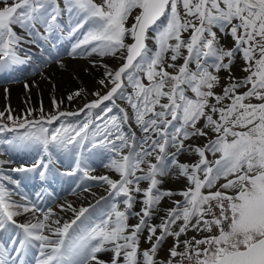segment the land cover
Here are the masks:
<instances>
[{
    "label": "snow or ice",
    "instance_id": "1",
    "mask_svg": "<svg viewBox=\"0 0 264 264\" xmlns=\"http://www.w3.org/2000/svg\"><path fill=\"white\" fill-rule=\"evenodd\" d=\"M65 56L122 63L48 110H0V264H264V0H0L6 83L27 68L55 89ZM10 151L33 158L6 169ZM57 176L79 203L21 192Z\"/></svg>",
    "mask_w": 264,
    "mask_h": 264
},
{
    "label": "bare ground",
    "instance_id": "2",
    "mask_svg": "<svg viewBox=\"0 0 264 264\" xmlns=\"http://www.w3.org/2000/svg\"><path fill=\"white\" fill-rule=\"evenodd\" d=\"M25 48L28 50L38 52L36 46L25 45ZM105 60L107 61V59ZM64 63H65L64 69H58L55 65H52L48 69V72L52 77V83L55 84L56 86L55 89H53L51 84H49L47 81L41 80L38 75H35L33 77H28L25 80L28 81L29 84H31L32 81H35L36 84L39 85L38 87L33 86L31 88L30 93H26L23 87L25 80L20 82H15L9 85L10 95H8L7 99H5L4 88L6 86L0 85V108L3 109L6 104H10L12 108L15 110V112L18 113V112H22L25 108L29 106L36 108L40 105L41 102H43L45 109L48 110L50 106V97L53 95L56 96L57 99L64 98L69 92L74 91L77 88H82L81 87L82 84L88 85L90 92V84L94 82L95 77L97 76L98 65L96 67H93L89 65L90 63L89 60L87 59H81V58L73 59L67 56H65L64 58ZM117 67L118 66H116V68ZM85 69H87V71H85ZM87 98L89 99L90 96ZM82 103L83 100H79L71 104L65 101L64 106L66 108H77ZM12 152L11 151L8 152V155L11 157L12 160H17V159L20 160L21 158L24 157L31 158L30 156L31 153L26 151H17L18 156H15ZM102 171L106 172V169H103ZM12 175L17 176L18 178V174L13 173ZM109 175L113 176V178H117L116 174L114 173ZM23 185L24 183L22 181V186ZM39 188L40 185H38V190ZM92 191L96 194L97 197L102 196L103 193L105 192L104 188L98 185H94ZM88 199L91 200L92 198H90L89 196ZM65 200L71 201L73 202V204H77L80 202L79 198L76 195H72L70 192L65 195H60L58 197V201L56 202H63ZM161 207L164 208L162 204ZM27 219H30V217L21 216L18 218L20 222H25Z\"/></svg>",
    "mask_w": 264,
    "mask_h": 264
},
{
    "label": "rangeland",
    "instance_id": "3",
    "mask_svg": "<svg viewBox=\"0 0 264 264\" xmlns=\"http://www.w3.org/2000/svg\"><path fill=\"white\" fill-rule=\"evenodd\" d=\"M133 15H135V13L133 14ZM132 23V20L130 19L129 20V24H131ZM221 43H223L224 45H229V46H231L232 45V43H230V42H228L227 41V39H224V38H222L221 39ZM109 58H111L112 59V61L110 62V63H106L108 66H109V68H113L114 69V65H116L117 63H120V62H122L121 60H119V59H117V58H113V57H111V56H109ZM109 58H105V59H107V61L105 60V59H102V61H101V58H99L100 60L98 61L99 63L97 64L98 65V71H97V76L100 74V72L101 71H103V73H104V71H105V69H99V64H101V62H109ZM182 62V61H181ZM239 63H241L239 60H238V64ZM116 66H119V65H116ZM116 66H115V68H116ZM235 71V75L237 76V77H239V76H241L242 75V73L238 70V69H235L234 70ZM30 74L31 73H29L28 72V70L26 71V72H23V73H21V74H18V75H16V79H15V81H18V80H21L22 78H26V77H29L30 76ZM23 76V77H22ZM95 77V80L98 78V80H94V82L93 83H91L90 84V87H91V89H97V85L99 86V80H101V79H103V77H104V75H99V77ZM6 81H9V78L8 77H5L4 79H1L0 80V84H6V85H10V84H12V83H14V82H7L6 83ZM95 83V84H94ZM82 86H84V89H86V87L87 88H89V86L88 85H86V84H82L81 85V87ZM101 88V87H100ZM91 89H90V92H91ZM131 89H129V91H130ZM217 91H219V89H217ZM9 95H10V91H9ZM69 109H75V108H69ZM0 110H3V109H1L0 108ZM195 142H198L197 144H202V143H204V140L202 139V138H200V139H196L195 140ZM190 143H191V141H190ZM184 156V158L182 159V157ZM182 159V160H181ZM195 159V157L193 156V155H191V154H184V155H181L180 156V160L182 161V162H185V161H187V160H190V161H193ZM106 172H107V170H106ZM98 175V174H97ZM74 179L75 178H69V180L67 181V182H69V184H71V183H73L74 182ZM171 180H169V181H166L165 182V189H173V190H180V189H183L185 186H186V181H184V180H182V179H172V178H170ZM72 181V182H71ZM66 182V183H67ZM71 182V183H70ZM69 184H67V185H69ZM142 186H145V185H142ZM55 189H56V186H55ZM61 189H59L58 191H60ZM176 197H180V196H176ZM176 197H174V199L176 198ZM90 198H92L91 196H90ZM165 200H167V199H165ZM164 200V201H165ZM168 201V200H167ZM169 207V206H168ZM167 208V207H166ZM194 235H197V233H195V232H189L188 233V236L189 237H191V236H194ZM199 238V237H198ZM182 239H183V237H182ZM141 244H142V247H145L146 246V244L144 243V241L142 240L141 241ZM171 244V239H169V241L167 242V243H165V245L163 246L164 247V249L166 250L167 248H168V246ZM165 255V251H161V253H160V256L162 257V256H164Z\"/></svg>",
    "mask_w": 264,
    "mask_h": 264
}]
</instances>
